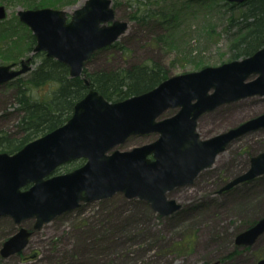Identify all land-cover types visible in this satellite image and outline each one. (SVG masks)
Here are the masks:
<instances>
[{
    "label": "water",
    "instance_id": "obj_1",
    "mask_svg": "<svg viewBox=\"0 0 264 264\" xmlns=\"http://www.w3.org/2000/svg\"><path fill=\"white\" fill-rule=\"evenodd\" d=\"M226 1L242 4L248 0ZM6 17V8L0 6V20ZM18 17L37 39L35 52L65 64L72 78L83 76L86 62L128 29L127 22L115 20L112 0H86L71 15L41 8L20 10ZM30 63L31 58L23 60L20 69L14 64L0 65V85L26 74ZM85 83L89 86V80ZM254 96H264V48L247 58L169 77L151 91L118 102L90 89L63 126L15 154L0 153V217L9 216L17 225L34 220V230H41L82 202L117 193L146 201L155 212L170 216L181 205L169 200L168 192L192 184L231 142L264 129L262 114L203 139L198 133L201 117ZM170 109L177 112L162 118ZM150 134L158 139L127 151L116 149L132 137ZM81 159L86 160L81 167L53 175L62 165ZM263 175L264 152L253 156L247 171L220 193ZM32 234L21 227L4 243L2 256L23 252ZM263 234L264 218L240 233L236 244L251 246Z\"/></svg>",
    "mask_w": 264,
    "mask_h": 264
},
{
    "label": "rangeland",
    "instance_id": "obj_2",
    "mask_svg": "<svg viewBox=\"0 0 264 264\" xmlns=\"http://www.w3.org/2000/svg\"><path fill=\"white\" fill-rule=\"evenodd\" d=\"M85 1L64 3L56 9L71 15ZM112 1L115 20L127 22L128 29L117 47L102 49L93 56L86 65L90 70L157 61L172 77L233 61L232 42L239 29L229 27L232 10L226 1L214 0L207 9L191 8L185 5L188 0H178L182 20L174 27L175 34L162 40L164 34L159 27L143 26L131 19L135 0ZM15 3L0 0L7 10L5 23L12 26L17 25L14 21L19 19L18 12L26 9ZM21 31L15 33L16 41L20 38V42L30 43L27 32ZM24 48L15 60L0 58V65L20 68L23 59L31 58V70L21 76L26 78L39 60H34L38 54L35 48ZM7 84L0 85V132L13 133L21 113L16 110L15 91ZM47 90L36 94L44 95ZM176 112L170 109L162 118ZM262 114L264 96L246 98L202 116L198 133L203 139L211 138ZM157 138L156 134L135 136L116 149L131 150ZM227 147L214 166L202 171L192 184L167 193L181 205L169 217L159 215L145 201L116 194L106 200L81 203L79 208L57 217L29 238L26 250L7 258L1 254L4 243L21 227L35 231L34 221L17 226L12 218L0 217V264H259L264 258V235L250 247L237 245L236 238L250 223L264 218V176L223 193L220 190L247 171L253 156L264 152V129L239 137ZM83 163L71 162L56 172L66 173Z\"/></svg>",
    "mask_w": 264,
    "mask_h": 264
},
{
    "label": "trees",
    "instance_id": "obj_3",
    "mask_svg": "<svg viewBox=\"0 0 264 264\" xmlns=\"http://www.w3.org/2000/svg\"><path fill=\"white\" fill-rule=\"evenodd\" d=\"M10 1L26 9H56L64 3L74 4L78 0ZM153 1L135 0L132 5L135 13L131 15V19L137 20L143 26L159 27L164 34L162 40L175 34L174 27H178L182 20L178 10L181 8V2ZM213 2L214 0H188L185 5L191 8L210 9L209 5ZM154 3L157 4L156 8H153ZM226 5L232 10L229 27L239 29L232 42L231 59L247 58L264 48V0H248L240 5L230 3ZM5 22L6 20L0 21V58L8 62L25 52L23 50L25 45L33 50L36 38L19 19L14 21L16 26ZM21 28L23 29L21 32H27L30 43L24 44L20 42V38H17L18 41L14 38L15 33L20 32ZM117 45L118 43H115L109 48ZM34 60H39V65L30 72L29 77H19L7 84L15 91L18 104L16 110L21 116L13 133L0 132V152L15 154L28 143L63 126L73 115L76 103L83 99L90 89H95L108 101L118 102L151 91L170 77L164 64L157 61L114 69L90 70L86 66L89 60L85 65V77L72 78L65 64L47 57L45 53L36 54ZM86 79L89 80V86L85 83ZM46 87H48L46 94H36ZM254 223L255 221L246 228Z\"/></svg>",
    "mask_w": 264,
    "mask_h": 264
},
{
    "label": "bare ground",
    "instance_id": "obj_4",
    "mask_svg": "<svg viewBox=\"0 0 264 264\" xmlns=\"http://www.w3.org/2000/svg\"><path fill=\"white\" fill-rule=\"evenodd\" d=\"M203 116H204V115H203ZM201 118H202V117H201ZM227 148H228V147H227ZM226 150H227V149H226ZM226 150H225V151H226ZM217 158H218V157H217ZM217 158H216V160H217ZM216 160H215V162L213 163L212 166H214V164L216 163ZM168 193H169V192H168ZM167 197H168V196H167ZM168 199H169V198H168ZM139 200H140V199H139ZM169 200H172V199H169ZM54 220H56V219H54ZM54 220H52L51 222H53ZM51 222H50V223H51ZM24 223H25V222H24ZM45 225H46V224H45ZM45 225H44V226H45ZM26 249H27V247L25 248V250H26Z\"/></svg>",
    "mask_w": 264,
    "mask_h": 264
}]
</instances>
